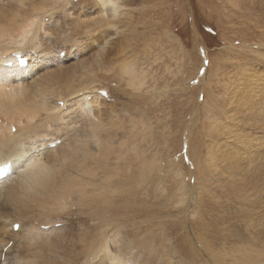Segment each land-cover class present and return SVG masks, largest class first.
<instances>
[{"label": "rangeland", "instance_id": "1", "mask_svg": "<svg viewBox=\"0 0 264 264\" xmlns=\"http://www.w3.org/2000/svg\"><path fill=\"white\" fill-rule=\"evenodd\" d=\"M21 1L0 0L1 38L16 37L21 27L28 35L10 53L46 57L51 69L65 70L45 95L55 112L71 114L63 110L83 93L100 99V119L46 132L63 144L43 156L74 174L84 191L72 197L86 201L77 209L91 212L46 219L49 229L25 219L28 243L19 247V237L7 236L17 215L5 188L24 185L18 176L4 183L0 251L14 242L0 263L24 252L33 264H49L53 254L84 264L78 248L98 246L109 232L110 242L125 248V264H242L260 251L264 263V14L243 21L230 6L240 0H119L125 17L108 19L96 0H27L20 14ZM103 88L108 97L97 94ZM94 254L95 264H111Z\"/></svg>", "mask_w": 264, "mask_h": 264}, {"label": "bare ground", "instance_id": "2", "mask_svg": "<svg viewBox=\"0 0 264 264\" xmlns=\"http://www.w3.org/2000/svg\"><path fill=\"white\" fill-rule=\"evenodd\" d=\"M10 1L11 3L9 4L11 5L12 3H15V0H10ZM233 1L234 3L239 2L238 3L239 5L236 4L238 6H234L233 4H230V6L234 7L233 11L236 13H239L240 15L239 17L243 18V21H249L251 19V16H253L254 19L255 17L257 19L258 17H262L264 14L263 12L264 11V0H255V1L254 0H240V1L233 0ZM25 2H27V0H22L19 5L20 14L22 13L21 9L24 8ZM96 2L100 6L101 12L103 13V14L102 13L100 14L106 15L107 17H109L108 19L117 18L125 14V9L120 4L119 0H96ZM8 15H10V11L6 13V16ZM256 24L259 25L260 24L259 21H257ZM22 28L23 27L20 28L21 33L19 35L9 40H6V41L1 38V35L3 32L0 28V155L4 156L2 159H0V167L5 166L6 164L10 165V169H9L10 174L0 179V186H2L4 183L10 182L11 180H13V178L17 176L19 179L22 180L21 186L24 185V188L21 191L17 190L15 187L5 188L6 201L9 203L11 207L14 208L16 215H17V218L11 221L8 226L9 235L7 236H9L10 238L19 237L17 241H22L21 243H19V247H23V245L28 243L27 240L24 239V236L21 235L23 230H26V227L23 226V223H22L25 219L31 218V220H33V223L35 221H43V223L41 224L37 223L38 226L44 229H49L50 227V225H48L49 223L47 222L44 223L46 219H50L51 217H58L60 215L68 216L70 215V213L75 214V216L83 217L84 219L86 214L88 212H91V210L84 209V208H80V210L77 209L78 208L77 205L82 206L86 203V201L84 199L76 200L72 197L73 193H83L84 191V186L78 185L77 179L74 177V174L73 173L62 174L58 170L53 169V166L51 164L44 161L43 156L47 153H51L50 151L51 149H55L58 146L63 144V139L60 138L59 140L62 141L60 145H55L54 148H49V144L57 140L55 139L56 136H53L54 138L52 140H51L52 137L48 139L46 137V132H49V131L56 132L57 128L66 129V127H77L83 124V121H86L88 123L89 122L90 123L99 122L98 121L99 117L97 115L98 114L97 109L100 107V106L98 107L97 105L98 103L95 102L100 99L95 97L94 100H91V99L88 100L87 95L83 93L80 94V92H82V89L81 90L79 89L80 91H76V92L74 90L75 95L78 93L80 95L75 97L76 99L74 100L73 107L63 110L68 113L71 112V114L67 115L59 111L55 112L54 110L57 107L53 109L51 106H49V103L46 100L45 95L49 93V91L51 92L53 82L54 83L58 82V80L61 79V77L64 75L65 70L63 68L54 69V70L51 69L49 67L50 63L49 61H47L46 57L40 58V59H31L27 55H23L22 53H19V51L10 53V51L13 50L9 48L11 44L20 46V45H23L24 42L27 41L28 35L26 34V31L22 30ZM42 33L45 34L43 31L42 32L40 31V34ZM106 42L107 41H105V45H106ZM100 48H103V47H100ZM102 52L103 50H100V52L96 53V56L94 57V62L98 63V59L101 56ZM42 56L43 55H41V57ZM21 60H24L26 62V65L24 67H22L20 64ZM94 64L92 62V64L89 66L93 67ZM84 66L81 65V67H84ZM125 71L128 72L126 74L127 76H130L132 80L135 78V76L134 78L132 77L134 74L130 72L132 71L131 69L130 71L128 70H125ZM96 92L98 95L104 94L106 97H108V93L106 92L104 88L103 90L100 89V90H97ZM92 102H95V103H92ZM100 112L101 110L99 111V114ZM68 118L71 119V122L66 123ZM1 120H3V122ZM12 128H14V132H12ZM69 138L71 139V137ZM40 139H43L46 141L44 143L43 152L41 151V146L38 143L40 142ZM70 139L69 141L67 140L68 141L67 145L62 149V151L64 152L63 158L66 160L68 159V156H70L69 151L72 150L71 145H72V142H74V140H72L73 138L71 140ZM101 141L100 139L99 140L95 139L93 141L94 142L93 145L97 146V150H98V146H100L101 144L100 143ZM90 144H92V142ZM105 144L106 146L109 145L107 142ZM8 149L10 151L7 154H3L4 151ZM63 162L64 161H62V163ZM68 163H67V166H68ZM92 189L94 190L95 187L92 186ZM1 193H4V192L0 191V194ZM68 200L70 202L69 208L75 209V212H70L69 209L67 211ZM32 206L40 208L41 213H37V212L29 213V211L32 209ZM95 224L96 223L93 222L92 225L94 226ZM14 225L17 227L13 228ZM58 225L60 224L59 223L53 224L54 227ZM0 231L4 232V235H6L7 233L5 232V230L1 228V226H0ZM110 235H111V232L105 234L104 239L102 241L100 239L98 246L93 245L90 242H87L85 246L82 245L81 250L80 248H78L79 251L75 252L76 257L78 258L80 257L81 259H83L84 257L83 262H82L84 264H95L96 262L92 261L93 259H95L93 257V255H95L94 253L99 252L100 254L101 252H103L104 253L103 259L107 260V262H111V264H125V262L122 263L120 261V256L122 255H120L119 253L121 251L125 252V248L121 249L120 247L119 248L116 247L114 240H111L113 242H110L111 237L108 238V236ZM82 239L83 240L81 241H86L84 238ZM11 240L14 242L13 239ZM11 240L6 241L5 244L2 246L3 248L0 251V256L3 251L4 253L7 252L8 249H5L6 246L7 247L12 246L13 243L10 245ZM117 248L121 250H117ZM19 249L21 251H24L22 248H19ZM262 252L261 251L258 252L259 255H255V254L254 255H250V254L244 255L246 258L242 260V264H264ZM25 255L26 254H24L23 252L22 256L17 257V262H15L14 260L12 264H33L34 262L31 261L30 259H25V257L28 256V255L26 256ZM244 256H242L241 258H243ZM67 257L65 258V260H63V256L53 254L52 256L50 255L48 262L49 264H57L58 258H59V259H62V261L60 260L61 264H71V261H68L69 257H68V260H67ZM5 259L6 257H3V261ZM90 259L91 261L89 262ZM36 261L37 262L35 264H40L37 259ZM233 261L235 262L236 258H234ZM100 262H102V258L98 260L97 264H99Z\"/></svg>", "mask_w": 264, "mask_h": 264}, {"label": "water", "instance_id": "3", "mask_svg": "<svg viewBox=\"0 0 264 264\" xmlns=\"http://www.w3.org/2000/svg\"><path fill=\"white\" fill-rule=\"evenodd\" d=\"M9 169H10V165L9 164H6L5 166L0 167V174H1L0 178H2L4 175L8 174L9 173Z\"/></svg>", "mask_w": 264, "mask_h": 264}]
</instances>
